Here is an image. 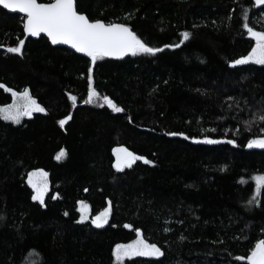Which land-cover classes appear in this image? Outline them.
<instances>
[{
	"label": "trees",
	"instance_id": "trees-1",
	"mask_svg": "<svg viewBox=\"0 0 264 264\" xmlns=\"http://www.w3.org/2000/svg\"><path fill=\"white\" fill-rule=\"evenodd\" d=\"M77 5L92 20L127 24L163 51L104 57L92 65L91 58L46 37L27 39L25 17L0 7V45L25 40L22 55L0 48V83L18 92L27 88L46 109L20 124L0 117V264H117L116 245L134 241L137 231L165 256L126 258L123 264H243L235 257H247L264 239V195L259 207L245 206L255 194L252 178L264 174V149L247 150V143L264 137V125L246 131L243 124L249 110L254 114L264 102V66L229 65L255 46L243 27L244 10L249 26L264 31V6L254 0ZM186 31L192 35L184 41ZM89 75L91 86L123 113L84 104ZM69 95L77 97L75 106ZM228 97L244 111H230ZM12 103L11 93L0 88V107ZM69 115L61 128L59 121ZM205 138L236 143H193ZM118 147L152 163L138 160L118 172ZM61 151L67 155L58 161ZM38 170L50 174L44 206L32 200L27 184L28 174ZM109 201V221L98 229L91 220ZM81 202L91 210L83 224L76 222Z\"/></svg>",
	"mask_w": 264,
	"mask_h": 264
},
{
	"label": "snow or ice",
	"instance_id": "snow-or-ice-1",
	"mask_svg": "<svg viewBox=\"0 0 264 264\" xmlns=\"http://www.w3.org/2000/svg\"><path fill=\"white\" fill-rule=\"evenodd\" d=\"M255 6H264V0H254ZM0 6L4 9H8L11 12H19L25 14V22L23 24V30L29 37H38L41 33H44L51 41L53 45H68L74 49L77 53H83L85 56L91 58L92 65H95L98 59L104 57H114L116 59H122L125 56L138 54L155 55L158 52L163 51L162 48H154L146 44L130 26L125 23H106L102 20H92L86 14H82L78 11L77 0H48V2H38V0H0ZM131 14L126 19H130ZM230 19V18H229ZM244 24L243 27L247 30L251 39L255 41V46L251 48L250 52L235 59L230 63V67L236 68L237 66L244 65H261L264 66V31H255L248 24L247 10H244L243 15ZM183 40L187 41L191 37L190 32H183ZM25 40L18 38L16 46H8L4 48L0 45V48H4L5 51L11 54L22 55ZM166 47H180V44L167 45ZM91 72V69L89 70ZM89 87L87 99L84 104H97L99 107L108 106L114 113H123L125 109L118 106L112 99L107 96H102L95 87L91 86V76L89 75ZM0 88L5 92L11 93L13 97V103L7 107L0 108V117L6 121H11L15 124H20L24 117L31 118L33 113L40 112L46 114V109L42 107L36 99L33 98L30 91L26 88L23 92L14 91L7 87L3 83H0ZM199 91V90H197ZM72 104L75 106L77 103V97L75 95H69L68 97ZM247 105V101H244ZM244 111L240 107V101L233 97H228V109ZM250 118L243 121L246 131H251L253 126L257 124L264 125V102L262 106L251 114ZM235 118V117H234ZM69 115L65 119L59 121L60 127L63 128L65 124L71 120ZM131 121V117H129ZM208 131H216V129H208ZM237 135H239L240 129H235ZM172 136L181 135L185 140L189 137L183 133H170ZM235 144L236 141L229 139L226 141H220L215 139L205 138L203 140H193V143L203 144H219V143ZM249 149H264V137L255 138L249 140L247 143ZM66 151H61L56 160H61L66 157ZM116 156L115 168L118 172H123L126 168H132L133 164L138 160H143L145 164H151L152 162L130 152L127 148L118 147L114 150ZM226 170V169H225ZM255 182L254 195H252L247 203L246 207H259L261 203V197L264 195V174L256 175L252 178ZM241 184H245L246 181L241 179ZM27 184L34 192L32 200L38 202L41 206L45 205V197L49 192V180L48 173L40 170L30 172L27 176ZM59 196L53 197L58 199ZM80 218L76 222L79 224L85 223L90 214V206L84 202L80 203ZM112 213L111 201L109 206L92 218L91 223L96 228H103L109 220ZM65 216L68 212L64 213ZM3 219V217H0ZM165 223H171L165 221ZM182 223V222H181ZM124 227L131 228L130 224H125ZM165 232L171 231L170 228H164ZM137 239L130 244H117L114 250V256L117 264H123L124 259L132 257H149L156 260H160L165 256V251L155 243H149L144 234L140 231L136 233ZM182 240L185 237H180ZM223 243V241H219ZM35 255V254H34ZM237 261H242L243 264H264V239H260L250 249L247 257L236 256ZM29 264H32L31 259Z\"/></svg>",
	"mask_w": 264,
	"mask_h": 264
},
{
	"label": "water",
	"instance_id": "water-1",
	"mask_svg": "<svg viewBox=\"0 0 264 264\" xmlns=\"http://www.w3.org/2000/svg\"><path fill=\"white\" fill-rule=\"evenodd\" d=\"M39 2V1H38ZM0 7H2V6H0ZM3 8V7H2ZM4 9V8H3ZM7 12H9V13H17V14H20V15H22V16H24L25 17V14H23V13H19V12H11L10 10H8V9H5ZM83 14V13H82ZM25 36H26V38L28 39V38H32V39H34V40H37V39H39V38H41V37H46L48 40H49V42L51 43V41H50V39L44 34V33H41L40 34V36H38V37H29V36H27L26 35V33H25ZM52 44V43H51ZM53 45V44H52ZM53 46H55V47H64V48H67V49H70V50H72V51H74V52H76L74 49H72L70 46H68V45H53ZM77 53V52H76ZM77 54H79V55H81V56H83V57H87V56H85L83 53H77ZM131 55H128V56H125V57H123L122 59H125V58H127V57H130ZM87 58H90V57H87ZM106 58H108V59H112V60H120V59H116V58H114V57H106ZM37 113H40V112H37ZM247 150H250L248 147H247ZM38 171H40V170H38ZM49 177H50V174L48 173V180H49ZM49 189H50V182H49Z\"/></svg>",
	"mask_w": 264,
	"mask_h": 264
},
{
	"label": "rangeland",
	"instance_id": "rangeland-1",
	"mask_svg": "<svg viewBox=\"0 0 264 264\" xmlns=\"http://www.w3.org/2000/svg\"><path fill=\"white\" fill-rule=\"evenodd\" d=\"M89 92H90V91H89ZM106 106H107V105H106ZM6 107H7V106H6ZM0 108H3V107H0ZM24 118H25V117H24ZM24 118H23V119H24ZM23 119H22V120H23ZM9 122H11V121H9ZM64 158H65V157H64ZM64 158H62L61 160H63ZM84 203H85V202H84ZM85 204H87V203H85ZM87 205H88V204H87ZM79 208H80V205H79ZM90 215H91V214H90ZM90 218H91V216H89L88 220H90ZM109 218H110V217H109ZM88 220H87V221H88ZM108 221H109V220H108ZM137 238H138V237H137ZM137 238H136V239H137ZM136 239H135V240H136ZM132 242H133V241H132ZM132 242H130V243H132ZM130 243H127V244H130ZM114 257H115V256H114ZM115 260H116V259H115Z\"/></svg>",
	"mask_w": 264,
	"mask_h": 264
}]
</instances>
